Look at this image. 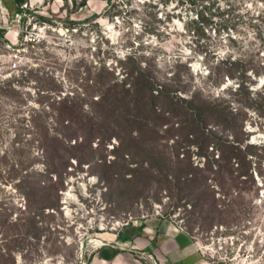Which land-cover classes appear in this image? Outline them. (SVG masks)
<instances>
[{"label":"rangeland","instance_id":"obj_1","mask_svg":"<svg viewBox=\"0 0 264 264\" xmlns=\"http://www.w3.org/2000/svg\"><path fill=\"white\" fill-rule=\"evenodd\" d=\"M25 2L19 26L7 15L0 18V253L14 240V264H92L104 247L126 248L121 235L128 229L167 219L208 245L211 264H264V114L243 107L247 117L238 138L242 147L251 145L250 162H233L221 172L223 181L206 168L207 153L187 145L182 133L133 156L111 152L115 138L106 150L95 148V139L92 152L77 153L89 161L68 158L61 169L66 153L39 158L32 126L44 125L51 134L50 103L65 93L89 108L96 73L105 67L108 77L121 78L130 53L155 69L158 83L177 73L185 88L178 95L195 92L240 108L241 78L252 92L264 93V72L251 69L264 66V0H113L98 11L86 0ZM244 69L247 77L240 74ZM176 140L186 144L179 164L187 171L184 162H192L193 182L184 179L185 171L180 184L171 178ZM29 159L35 163L28 171L47 188L61 170L62 183L54 185L53 208L24 214L19 162ZM131 258L117 262L157 264L144 254Z\"/></svg>","mask_w":264,"mask_h":264},{"label":"trees","instance_id":"obj_2","mask_svg":"<svg viewBox=\"0 0 264 264\" xmlns=\"http://www.w3.org/2000/svg\"><path fill=\"white\" fill-rule=\"evenodd\" d=\"M109 1L107 0V4ZM0 37H3L1 31ZM125 59L127 63L121 78L108 77V74L112 73L105 67L96 73L91 93L88 94L89 108L82 106V98L74 94L65 93L52 100V121L56 125L53 132L50 134V129L44 125H32L35 129V141L41 151L39 158L46 161L52 153H66L65 159L61 158L58 162L59 168L64 169L68 158L76 157L79 162L89 161L88 154L82 153V156H79L77 153L82 148L92 152V141L95 139V148L106 150L107 144L115 138L117 144L113 145L110 151L114 154L133 156L148 150L151 143H158L161 139L182 133L187 139V145L196 144L202 153H207L206 168L215 170L218 181L225 179L221 172L230 171L233 162H250L247 159L249 152L246 147L251 145L242 147L238 134L244 132L243 120L247 117L243 107L253 108L264 114L263 91L252 92L241 78L236 89L241 99V107L233 109L228 100L200 99L195 92H192L190 97H182L177 92L185 91V88L178 83L180 79L177 73L164 77V81L158 83L153 67L142 66L135 54H127ZM245 69L240 74L247 77ZM251 69L256 74L264 72V66ZM172 87H175V90ZM95 94L97 97H92ZM186 144L176 140L173 147L177 160L171 161L168 166L173 170L171 178L179 184L181 173L184 171L186 181L193 182L198 179L195 175L188 176L192 168V162L188 158L184 162L188 166L187 171L182 167V163L179 164L182 162V159L178 158L179 150ZM209 146L211 151H208ZM115 158L108 164L115 163ZM122 158L124 159L123 156ZM101 161L106 163L105 159ZM19 163L18 189L25 201L21 212L30 214L42 212L44 208H53L56 199L52 193L56 192L54 185L62 183V170L57 172V181L51 183L50 189L43 180L28 171L35 163L34 160ZM164 176L165 181L170 182L167 176ZM141 227L138 226V229ZM13 242L14 240H7L4 253H0V264H14L11 256Z\"/></svg>","mask_w":264,"mask_h":264},{"label":"crops","instance_id":"obj_3","mask_svg":"<svg viewBox=\"0 0 264 264\" xmlns=\"http://www.w3.org/2000/svg\"><path fill=\"white\" fill-rule=\"evenodd\" d=\"M24 2L0 0V18L7 15L12 21ZM86 5L90 10L98 11L107 5V0H86ZM2 35L5 34L2 32ZM121 236L126 248L104 247L99 254L97 252L92 264H122L117 262L119 257L127 261L131 257H143V254L157 264H211L202 254L200 244L178 224L167 219H158L152 226H143L140 230L128 229L126 235ZM122 250L125 256L121 255Z\"/></svg>","mask_w":264,"mask_h":264},{"label":"built area","instance_id":"obj_4","mask_svg":"<svg viewBox=\"0 0 264 264\" xmlns=\"http://www.w3.org/2000/svg\"><path fill=\"white\" fill-rule=\"evenodd\" d=\"M110 1H113V0H110ZM28 7V3L27 2H24L20 5V11L16 12L14 15H13V18H12V21L15 23L16 26H19L20 23H22L26 16H27V13H26V9ZM181 228V227H180ZM182 229V228H181ZM192 236V235H191ZM194 239L195 237L192 236ZM213 239V238H212ZM219 243V241L221 240L220 238H217L216 239ZM200 249H201V252L202 254L210 261V263L212 262V259H213V254L211 252V249L208 247V245H200Z\"/></svg>","mask_w":264,"mask_h":264}]
</instances>
